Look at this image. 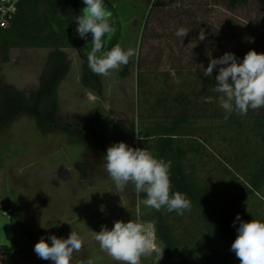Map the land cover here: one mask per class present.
Masks as SVG:
<instances>
[{
	"label": "rangeland",
	"instance_id": "374dc122",
	"mask_svg": "<svg viewBox=\"0 0 264 264\" xmlns=\"http://www.w3.org/2000/svg\"><path fill=\"white\" fill-rule=\"evenodd\" d=\"M104 2L122 21L105 50L119 44L138 50V57L108 76L99 75L96 90L82 83L81 53L65 48L70 71L58 89V115L64 124L73 123L70 133H42L27 114L0 131V245L9 246L7 253L0 249V264H53L36 255L35 244L43 237L51 245L52 235L67 239L72 230L84 243L70 264H117L101 251L94 232L102 226L110 230L117 220H135L140 196L131 183L116 193L104 169L107 148L119 142L138 148L139 113L179 109L181 97L193 107L209 103L202 69L211 59L225 53L244 58L250 50L264 53V0L235 8L223 0H156L145 28L152 4ZM180 27L189 30L184 38L175 35ZM201 29L203 41L198 39ZM50 52L11 48L5 60L0 48V80L30 96ZM137 61L146 69L141 86Z\"/></svg>",
	"mask_w": 264,
	"mask_h": 264
},
{
	"label": "trees",
	"instance_id": "16d2710c",
	"mask_svg": "<svg viewBox=\"0 0 264 264\" xmlns=\"http://www.w3.org/2000/svg\"><path fill=\"white\" fill-rule=\"evenodd\" d=\"M143 1L152 4L145 28L156 0ZM223 1L231 8L249 2ZM105 4L113 12L118 33L121 18L112 5ZM84 7L83 0L18 2L11 24L0 29L3 58L8 60L11 48H50L51 52L38 88L30 96L0 80V131L27 114L42 133L55 129L70 133L73 123L64 124L58 115V89L70 71L65 48H76L82 55V83L100 89V76L91 72L87 62L92 34L85 40L76 32L75 15H81ZM237 60L242 62L243 58ZM137 66L141 86L146 69L139 61ZM218 72L216 67L211 77L204 78L203 94L210 98L209 103L193 107L191 100L181 97L179 109L139 113L137 117L136 134L144 137L138 139V148L172 162V192L185 194L192 204L190 211L179 215L139 203L141 221L153 225L165 247L161 259L153 254L142 258V264H240L231 251L240 222L264 221V107L250 109L246 116L234 112L225 119L219 104L221 94L212 90ZM88 117L93 118V114ZM145 198L141 193L140 201ZM0 249L7 253L9 246L0 245Z\"/></svg>",
	"mask_w": 264,
	"mask_h": 264
},
{
	"label": "clouds",
	"instance_id": "9594fccd",
	"mask_svg": "<svg viewBox=\"0 0 264 264\" xmlns=\"http://www.w3.org/2000/svg\"><path fill=\"white\" fill-rule=\"evenodd\" d=\"M83 3L86 7L81 15L75 17L78 24L76 32L85 40L89 33L92 34L91 48L87 52L88 67L95 75L108 76L110 71L127 65L131 57H138V50H124L117 44L106 51V43L117 31L113 12L104 0H83ZM188 33L187 28L180 27L175 35L184 38ZM205 36L201 29L198 39L203 41ZM217 65L220 67L212 90L221 94L219 104L225 112V119L234 112L246 116L250 109L264 107V53L250 50L242 62H238L233 53H225L220 58L210 60L207 68L202 69L204 75L211 77ZM137 138L144 140L141 135H137ZM104 161V169L114 182L116 193L131 183L138 197L141 193L146 194V198L140 202L147 207L156 211H175L179 215L191 210V201L185 194L172 192L170 160L158 158L145 148H132L119 142L107 148ZM236 220H240L239 215ZM237 233L231 251L240 264H264V221H241ZM50 239L51 245L41 237L34 246V252L39 258L51 260L53 264H70L73 253L81 251L84 243L73 230L67 239L55 235ZM94 239L101 251L117 264H142V258L153 254L159 260L165 248L154 232L146 230L139 216L127 223L117 220L110 230L102 226L99 232H94ZM88 264L92 262L88 261Z\"/></svg>",
	"mask_w": 264,
	"mask_h": 264
},
{
	"label": "built area",
	"instance_id": "2783aa9c",
	"mask_svg": "<svg viewBox=\"0 0 264 264\" xmlns=\"http://www.w3.org/2000/svg\"><path fill=\"white\" fill-rule=\"evenodd\" d=\"M19 1L20 0H0V29L6 28L11 24V21L17 11ZM8 210L10 211L11 209ZM5 213L7 212L5 211ZM146 230L154 232L153 225L149 224Z\"/></svg>",
	"mask_w": 264,
	"mask_h": 264
},
{
	"label": "water",
	"instance_id": "95a60500",
	"mask_svg": "<svg viewBox=\"0 0 264 264\" xmlns=\"http://www.w3.org/2000/svg\"><path fill=\"white\" fill-rule=\"evenodd\" d=\"M134 146H135V144H134Z\"/></svg>",
	"mask_w": 264,
	"mask_h": 264
}]
</instances>
